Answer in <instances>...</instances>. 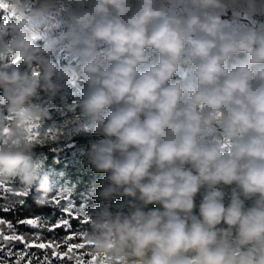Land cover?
<instances>
[{
  "label": "clouds",
  "instance_id": "clouds-1",
  "mask_svg": "<svg viewBox=\"0 0 264 264\" xmlns=\"http://www.w3.org/2000/svg\"><path fill=\"white\" fill-rule=\"evenodd\" d=\"M56 2L9 0L14 38L0 35V55L12 52L27 67L0 68V105L21 140L0 149V180L35 188L37 203L52 190L21 122L42 126L50 119L48 101L33 100L40 91L49 100L59 91L57 65L46 58L57 42L40 47L32 38ZM69 3L76 7L68 28L77 34L69 51L80 63L60 71L87 84L80 107L104 137L91 143L87 162L107 174L102 201L131 198L91 221V253L111 264H264V29L233 35L219 15L241 5L264 14V0H186L182 16L158 0ZM34 64L38 79L29 74ZM183 69L190 84L173 80ZM4 115L0 128L8 125ZM218 131L224 143H210ZM233 184L239 191L225 206L217 186ZM202 187L197 216L194 197ZM253 198L246 209L244 200ZM150 204L161 207L145 211Z\"/></svg>",
  "mask_w": 264,
  "mask_h": 264
},
{
  "label": "trees",
  "instance_id": "trees-1",
  "mask_svg": "<svg viewBox=\"0 0 264 264\" xmlns=\"http://www.w3.org/2000/svg\"><path fill=\"white\" fill-rule=\"evenodd\" d=\"M9 5L8 11L0 10V35H3L6 41H11L14 38V34L11 32L10 25L14 22V11L9 0H5ZM39 0H31L33 7L38 6ZM233 8V7H229ZM9 13L14 14L13 17H9V24H3V18ZM223 21V17L221 18ZM241 22L248 23V21L240 20ZM13 61H15L13 63ZM57 63V61L54 60ZM57 65V64H56ZM78 64L73 62L69 63L65 59L58 60L57 72L53 76V82L59 86V91L51 100L48 98V94L43 91L39 92V97L33 100V103H43L48 101L46 107L48 108L50 119H46L43 122L41 130L54 128L60 133L58 139L54 142L50 139L46 140L43 144L37 145L35 158L42 161V171L48 176L51 193L42 196L45 199V203H37L36 197L39 195L35 188L28 191V196L19 197L15 193L20 190H25L18 182L5 181V187H11V192H5L0 190V219L18 228L19 230L29 231L28 225L19 224V220H23L27 217H40L41 222L47 221L48 224L54 223L61 215L62 209L68 204L71 205L73 212L78 216L77 219L69 218L71 229L65 230L59 228L55 230V234L59 239L64 238L70 232L87 233L89 225L92 221L91 216H99L100 212L107 208L111 212L117 210L116 206L124 203L126 198L123 196L117 197L111 202L102 201L99 197V190L101 188V181L106 177V173L96 172L90 164L87 162V152L92 142L99 141L104 137L92 130L90 122L83 115L80 103L84 99L88 86L82 79H70L60 71L65 66H77ZM4 67H19L20 70L26 71L27 67L23 64L22 60L15 57L14 53L9 52L7 55H0V68ZM33 78H40L41 73H38V67L34 64L30 73ZM181 76H174L173 80L180 79ZM3 96V90L0 89V97ZM0 114L6 115L4 106H0ZM11 122H8V124ZM185 167H190L186 165ZM224 192V204L227 206L230 203L231 196L234 190L239 191L235 184L233 185H218ZM207 189L201 188L200 191L194 197L195 207L193 213L199 215V206L205 195ZM66 193L68 195L67 201H61L59 205H53L49 203L56 194ZM241 199H244L241 196ZM24 200L23 204L19 201ZM253 199H245V208H249L254 204ZM9 208L10 210L5 212L3 208ZM158 204H150L145 208V211L149 209L160 208ZM123 211L127 213L128 208H124ZM88 222H84L85 220ZM219 227H227L221 224ZM48 239L53 236V233L48 232L47 226L34 229ZM87 240L86 236H77V238L69 241V243H82ZM91 245L86 244L85 249L78 250L80 253H88L91 249ZM21 249V247L13 248L14 251ZM62 249H65L62 247ZM7 251V248L4 249ZM91 253V252H90ZM0 258L8 261V264H14L16 259L13 257L4 256L3 252H0ZM85 259H90V256H85ZM52 264H61L55 258L52 259ZM67 264H73V262H67Z\"/></svg>",
  "mask_w": 264,
  "mask_h": 264
},
{
  "label": "snow or ice",
  "instance_id": "snow-or-ice-1",
  "mask_svg": "<svg viewBox=\"0 0 264 264\" xmlns=\"http://www.w3.org/2000/svg\"><path fill=\"white\" fill-rule=\"evenodd\" d=\"M9 5L5 2V0H0V10L8 11ZM14 14L9 13V15L4 16L3 24H9V17ZM15 61H13L14 63ZM13 117L9 115H4L3 120L8 122L13 121ZM21 126L23 127L24 136L23 140L25 143L28 144H43L46 140L50 139L51 141H56L58 136L60 135L59 131L54 128H48L41 130V125L38 122H31L27 120H22ZM21 143L20 139H17L13 136L11 130V123L7 126L0 128V149L4 146H19ZM0 190L5 192H11V187H5V181L0 180ZM28 191L20 190L15 193L16 196L19 197H26L28 196ZM67 201L68 195L66 193H58L56 194L49 203L53 205H59L61 201ZM20 204L24 203V200L19 201ZM40 203H45V199L41 198ZM3 211L7 212L9 208H3ZM65 216L71 219H77L78 216L73 212L72 207L68 204L66 207L62 209V215L51 224H48L47 221L41 222L40 217H27L23 220H19V224L29 225L32 228L36 227H44L47 226V230L54 235L49 238L47 242H39V236L36 235V239L32 241H26L23 234H10L4 235L0 233V241L5 243L0 244V252H3L4 256L6 257H13L15 256L16 259L14 264H21V261L25 260L27 257L26 264H52V260L48 257L47 252L45 251L43 257L37 256L35 253H30L29 249H41V250H48L51 249L52 257L55 258L57 261L61 262V264H67V262H73V264H111L109 258L107 256L100 257L98 255H93L92 253H80L77 250L84 249L85 245H90L88 240L82 243H69L73 239L77 238V236H86V233H77V232H70V234L66 235L64 238L59 239L55 234V230L59 228H63L65 230L71 229V224L69 218H65ZM84 222H88L86 219ZM5 221L0 219V224H4ZM8 227L12 228L11 222H8ZM19 241L21 244L24 245L22 250L14 251L12 247H7V242H15ZM5 247H7V251H4ZM65 248L64 251H60L59 249ZM85 256H90V259H85ZM0 264H8L7 260L0 258Z\"/></svg>",
  "mask_w": 264,
  "mask_h": 264
},
{
  "label": "rangeland",
  "instance_id": "rangeland-1",
  "mask_svg": "<svg viewBox=\"0 0 264 264\" xmlns=\"http://www.w3.org/2000/svg\"><path fill=\"white\" fill-rule=\"evenodd\" d=\"M158 4H165L168 6L169 11L176 16L183 15V7L186 4V0H158ZM76 6L69 3V0H57L56 7L47 14L44 20L37 25L32 30V38L34 43L37 46L43 47L45 43L49 40H55L57 42V47L55 53L49 56H46L47 59L51 60L54 64L58 65V60L65 59L69 63H77L79 64V59L73 55L69 51L70 42L76 37V33H73L68 28V17L69 14L73 11ZM220 18L223 17V27L225 31L232 33L233 35H239L241 31L246 30L248 28H255V29H264V22L263 27L261 26L260 19L264 21V14L257 13V14H249L243 5L233 8H227L219 13ZM13 17V15L11 16ZM240 20L248 21L249 24L241 22ZM243 54H241V57ZM155 59V57H153ZM57 61L56 62H54ZM38 73H41L39 66ZM181 76L186 83H191V75L187 69H183L182 73L179 75ZM3 106V105H0ZM209 142H216L223 144V136L218 131L215 137L209 139ZM98 216L94 215L91 216V219L94 220ZM5 221V220H4ZM29 231H21L18 228L12 225V228L8 227V222L5 221L4 224H0V233L4 235L10 234H23L26 241H32L36 239V235L39 236V242H47L49 239L38 233L35 232L34 229H38L40 227L32 228L28 225ZM5 242L0 241V244ZM7 247H21L22 250L24 245L21 244L19 241L15 242H7ZM5 247V248H7ZM85 249V248H84ZM60 251H64L65 249H59ZM80 250V249H79ZM83 250V249H81ZM45 251L47 252L48 257L52 260V251L51 249L48 250H41V249H29L30 253H35L39 257H43ZM78 251V250H77ZM90 251V250H89ZM91 252V251H90ZM27 257H25L24 261H21V264H26Z\"/></svg>",
  "mask_w": 264,
  "mask_h": 264
},
{
  "label": "crops",
  "instance_id": "crops-1",
  "mask_svg": "<svg viewBox=\"0 0 264 264\" xmlns=\"http://www.w3.org/2000/svg\"><path fill=\"white\" fill-rule=\"evenodd\" d=\"M264 16V15H263ZM263 19H260L261 26L263 27ZM249 23V22H248Z\"/></svg>",
  "mask_w": 264,
  "mask_h": 264
}]
</instances>
